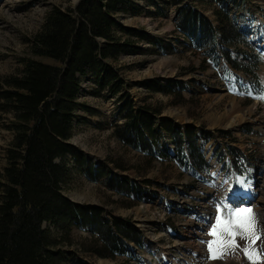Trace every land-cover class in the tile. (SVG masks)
<instances>
[{"label": "rangeland", "instance_id": "374dc122", "mask_svg": "<svg viewBox=\"0 0 264 264\" xmlns=\"http://www.w3.org/2000/svg\"><path fill=\"white\" fill-rule=\"evenodd\" d=\"M79 2L0 0V82L23 69V60L30 57L28 40L40 32L48 13L55 7L74 9ZM154 2L160 5V13L165 12V15H159L154 4L143 1L139 2V15L122 16L120 20L125 26L145 31L153 41L140 43L138 54L121 58L119 67L130 87L126 91L136 103V108L158 109L162 112L161 117L172 120L180 133L191 131L195 137L191 142L187 140L186 149L192 143L201 153L202 149L208 148L207 152L216 154L219 163L216 162L214 169L204 173L203 181H199L201 173L192 174L174 160H156L149 165L142 160L140 153L124 146L116 134V127L123 125L121 121L115 122L120 99L110 97L108 93L96 98L93 95L96 86L86 81L81 101L93 110V114L86 115L87 123L76 129L72 144L87 155L94 170H103V177L95 181L86 170H76L64 195L77 204L103 207L109 221L117 217L128 225H134L146 239L142 255L155 257V248L150 241H157L160 245L169 243L171 246L175 241H181L193 245V251L202 254L198 261L203 264H230L233 256L241 260V264H264V252L259 245V226L253 210L250 209L254 223L252 233L237 229L234 245L232 238L226 234L220 237L223 241L221 245L216 243L217 237L211 235L216 225L217 209H220L222 218L236 219L240 210L228 212L220 206L229 207L228 192L234 187L236 190L240 188L237 174L245 180L249 176L244 171L234 170L233 165L227 162L229 157L221 159L220 151H241L251 165V181L263 171L257 177L263 182L264 99L261 97H264V0H245L240 10L234 9L229 2L231 19L240 25L249 40L247 46L238 38L231 51L235 57L242 51L248 53L251 59L240 61L251 62L252 65L257 63L255 57L261 55L255 70L259 82L243 71L230 68L224 59L206 60L205 63L203 53L196 52L190 42L177 32V9L170 5L169 0ZM190 2L221 26L214 9L219 7L214 1ZM218 39L223 41L219 36ZM219 53L221 55L222 51ZM37 60L54 64L49 59ZM174 82L182 83L184 91L180 92L175 86L168 88L169 83ZM150 84L159 85L162 90H150ZM11 119V114L0 111V182L6 167L5 154L13 139L7 128ZM159 144L169 156L176 158L179 154L171 136L161 138ZM121 175L128 177L125 181L128 185L137 184L145 191L133 206V199L121 195L112 186L113 179H119ZM249 187L247 196L254 194L251 182ZM237 207L235 205L234 208ZM201 225L205 226V232L200 231ZM190 230L194 231L189 233ZM74 241L71 248L65 247L72 251L65 264H121L125 261L124 258L101 259L85 252L82 245L85 249L90 248V236L84 231H76ZM207 244L212 246V251L208 250L211 260L209 254L207 256Z\"/></svg>", "mask_w": 264, "mask_h": 264}, {"label": "trees", "instance_id": "16d2710c", "mask_svg": "<svg viewBox=\"0 0 264 264\" xmlns=\"http://www.w3.org/2000/svg\"><path fill=\"white\" fill-rule=\"evenodd\" d=\"M143 1L165 15L154 0H80L74 9L55 7L40 32L28 40L30 57L23 60L20 73L1 79L0 111L12 115L7 128L13 139L0 182V264H65L79 230L90 236V248L82 245L83 250L101 259L122 258L130 252V244L142 243L134 225L117 217L109 221L103 207L77 204L64 195L76 170H86L95 181L103 177V170H94L87 155L72 144L76 129L87 123L86 115L93 114L81 101L86 81L96 86V98L108 93L120 99L115 122L123 125L116 127V134L124 146L140 153L143 161L152 165L156 160H174L196 174L207 168L194 143L186 149L187 140L195 137L191 131L180 133L158 109L136 108L126 91L130 87L119 67L121 58L138 54L140 43L153 41L145 31L120 20L139 15V2ZM190 1L169 0L178 11L177 32L196 52L203 53L205 63L224 59L230 68L259 82L255 70L260 55L252 65L240 61L250 58L248 53L242 51L235 57L231 51L238 38L249 46L242 29L231 19L230 4L240 10L245 0H211L219 7L214 9L221 26ZM172 87L184 91L180 82L169 83L168 88ZM149 89L162 90L153 84ZM165 136L175 141L179 149L176 158L160 149V139ZM230 153L234 157L241 154L236 150ZM127 180L121 175L113 179L112 186L133 199V206L144 191L137 184L128 185Z\"/></svg>", "mask_w": 264, "mask_h": 264}, {"label": "bare ground", "instance_id": "6f19581e", "mask_svg": "<svg viewBox=\"0 0 264 264\" xmlns=\"http://www.w3.org/2000/svg\"><path fill=\"white\" fill-rule=\"evenodd\" d=\"M219 136L217 134L216 138ZM224 137H222L223 139ZM208 149V148H207ZM207 149L203 150V153L206 156V159L208 160L210 164V169H214V165L216 162L219 163V161H216V154L213 152H207ZM234 150V149H231ZM231 150L224 151L221 150V159L225 157L227 160V157H229V160L227 162L230 163V165H233V160L234 156L232 153H230ZM213 151V150H211ZM234 152V151H232ZM241 154H243L241 151H238ZM208 153V154H207ZM229 154V155H228ZM209 158H208V156ZM243 156H245L243 154ZM264 161V160H263ZM240 162V161H239ZM221 164V163H220ZM219 168H222L223 165H217ZM264 167L262 168V170ZM257 171V170H256ZM255 171H253L254 173ZM263 172V171H261ZM259 172V174L261 173ZM253 177V181H251L252 185L254 186V194L251 196H247L246 194H242L238 190L234 189L230 190L228 193L230 195L228 205L229 207H235V205H238L239 207H248L252 208L254 212H256V217H257V223L259 226V230L261 232V247H262V252H264V176H263V182L258 181L257 177ZM263 183V184H262ZM262 184L261 190H259L260 185ZM234 185V183H233ZM224 189V188H223ZM258 189V190H257ZM260 194V195H259ZM207 226V225H206ZM208 227V226H207ZM210 228V227H208ZM200 231L205 232V226L201 225L199 226ZM194 230H190L189 233H192ZM141 236V242H142V237L143 235L138 232ZM186 237V235L184 236ZM187 238V237H186ZM192 239L193 237L190 236ZM143 239H145L143 237ZM146 240V239H145ZM205 241L208 243V238L206 237ZM152 246L155 248V257H148L147 255H142L144 252V243L142 246L136 245V244H130L129 245V250L130 252L128 255L132 256L133 258H130L129 260H126L123 264H203L202 262H199L198 259L202 257V254L199 255L198 252L193 251V245L190 244H185L184 242L181 241H175L174 245L171 246L169 243L160 245L159 242L155 241H150ZM135 252V255H134ZM208 244H207V256H208ZM264 255V254H263ZM238 261V260H237ZM229 262V261H228ZM231 263L237 264L236 259H233ZM210 264V263H208Z\"/></svg>", "mask_w": 264, "mask_h": 264}, {"label": "snow or ice", "instance_id": "6c2138e0", "mask_svg": "<svg viewBox=\"0 0 264 264\" xmlns=\"http://www.w3.org/2000/svg\"><path fill=\"white\" fill-rule=\"evenodd\" d=\"M261 99H264V97H261ZM218 213L220 212V209H217ZM242 229L246 233H252L254 229V223H253V214L250 209H241L236 213V219H225L222 218L220 215H217L216 218V225L213 227L211 235L217 237L216 243L218 245H221L223 241L220 239V237L224 234L232 238V244L235 243V236L237 235L236 230ZM253 243H255V239L253 240ZM210 251H212V246H209ZM215 255V253H214ZM249 258H251V254L249 255Z\"/></svg>", "mask_w": 264, "mask_h": 264}, {"label": "built area", "instance_id": "2783aa9c", "mask_svg": "<svg viewBox=\"0 0 264 264\" xmlns=\"http://www.w3.org/2000/svg\"><path fill=\"white\" fill-rule=\"evenodd\" d=\"M208 242H209V241H208ZM208 250H209V249H208ZM209 260H211L210 255H209ZM237 260H238V259H236V263H237V264H241V260H238V261H237Z\"/></svg>", "mask_w": 264, "mask_h": 264}, {"label": "water", "instance_id": "95a60500", "mask_svg": "<svg viewBox=\"0 0 264 264\" xmlns=\"http://www.w3.org/2000/svg\"><path fill=\"white\" fill-rule=\"evenodd\" d=\"M143 194H144V193H143ZM143 194H142V195H143Z\"/></svg>", "mask_w": 264, "mask_h": 264}]
</instances>
